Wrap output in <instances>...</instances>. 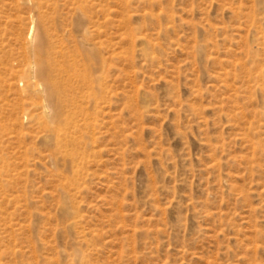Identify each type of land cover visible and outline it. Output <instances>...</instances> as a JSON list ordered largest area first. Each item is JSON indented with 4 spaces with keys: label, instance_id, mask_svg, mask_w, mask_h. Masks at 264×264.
I'll use <instances>...</instances> for the list:
<instances>
[{
    "label": "rangeland",
    "instance_id": "rangeland-1",
    "mask_svg": "<svg viewBox=\"0 0 264 264\" xmlns=\"http://www.w3.org/2000/svg\"><path fill=\"white\" fill-rule=\"evenodd\" d=\"M0 264H264V0H0Z\"/></svg>",
    "mask_w": 264,
    "mask_h": 264
},
{
    "label": "bare ground",
    "instance_id": "bare-ground-1",
    "mask_svg": "<svg viewBox=\"0 0 264 264\" xmlns=\"http://www.w3.org/2000/svg\"><path fill=\"white\" fill-rule=\"evenodd\" d=\"M34 29L32 31L33 36ZM43 39H49L48 33L45 32L40 40L38 39V44L33 52L37 58L36 66L40 78L37 87H42V92L45 93V110L60 111L71 93L72 79L79 78V76L76 73L71 74L73 68L61 65L55 46H51L49 49L45 48ZM80 79L86 80L85 77Z\"/></svg>",
    "mask_w": 264,
    "mask_h": 264
}]
</instances>
